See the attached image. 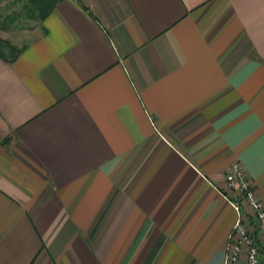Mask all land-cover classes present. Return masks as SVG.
I'll return each instance as SVG.
<instances>
[{
    "label": "crops",
    "instance_id": "crops-1",
    "mask_svg": "<svg viewBox=\"0 0 264 264\" xmlns=\"http://www.w3.org/2000/svg\"><path fill=\"white\" fill-rule=\"evenodd\" d=\"M27 22L0 58V264H224L233 163L264 207V0Z\"/></svg>",
    "mask_w": 264,
    "mask_h": 264
},
{
    "label": "built area",
    "instance_id": "built-area-1",
    "mask_svg": "<svg viewBox=\"0 0 264 264\" xmlns=\"http://www.w3.org/2000/svg\"><path fill=\"white\" fill-rule=\"evenodd\" d=\"M225 179L236 202L234 209L237 219L229 236L224 264H238L242 259L245 264H261L264 207L239 163L229 167Z\"/></svg>",
    "mask_w": 264,
    "mask_h": 264
},
{
    "label": "trees",
    "instance_id": "trees-1",
    "mask_svg": "<svg viewBox=\"0 0 264 264\" xmlns=\"http://www.w3.org/2000/svg\"><path fill=\"white\" fill-rule=\"evenodd\" d=\"M60 0H10L6 5V9L10 12L3 14L0 11V30L8 31L12 27H17L15 24L19 18H24L26 21H43L54 9L55 5ZM18 49L12 45L8 39L0 37V58L9 61L17 56ZM261 264H264V249L261 250Z\"/></svg>",
    "mask_w": 264,
    "mask_h": 264
},
{
    "label": "rangeland",
    "instance_id": "rangeland-1",
    "mask_svg": "<svg viewBox=\"0 0 264 264\" xmlns=\"http://www.w3.org/2000/svg\"><path fill=\"white\" fill-rule=\"evenodd\" d=\"M7 4L6 3H3L0 6L1 13L7 14V13L10 12L11 8L10 9H6L7 8L6 7ZM22 20L24 21L23 23H21ZM15 24H17V26H19V28L12 27L8 31H1L0 30V37L3 38V39H8L10 42L15 43V44H18V45L27 42L30 38H29V36H27L26 29H24V28H28V26L31 23L30 22H27L22 17V18H19V21H17ZM22 28L24 30H22Z\"/></svg>",
    "mask_w": 264,
    "mask_h": 264
},
{
    "label": "water",
    "instance_id": "water-1",
    "mask_svg": "<svg viewBox=\"0 0 264 264\" xmlns=\"http://www.w3.org/2000/svg\"><path fill=\"white\" fill-rule=\"evenodd\" d=\"M7 0H0V6L2 5L3 2H5Z\"/></svg>",
    "mask_w": 264,
    "mask_h": 264
}]
</instances>
